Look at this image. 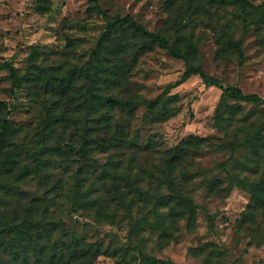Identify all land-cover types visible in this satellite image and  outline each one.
Here are the masks:
<instances>
[{"label": "rangeland", "instance_id": "rangeland-1", "mask_svg": "<svg viewBox=\"0 0 264 264\" xmlns=\"http://www.w3.org/2000/svg\"><path fill=\"white\" fill-rule=\"evenodd\" d=\"M106 17H131L170 43L184 40L209 77L264 99V0H0V127L8 111L12 124L0 155V264H34L61 246L64 229L103 243L97 264H143L125 212L104 204L88 211L82 193L94 182L96 164L121 163L126 174L135 167L132 180L153 173L139 178V188L155 203L166 158L158 147L173 149L188 137L207 140L192 161L197 176L188 188L197 214L189 223L188 215H148L152 205L135 210L134 220H150L143 252L175 264H264V104L223 97L197 75L177 85L186 62L121 26L109 35L114 55L96 82L93 53L107 32ZM9 63L22 79L14 94ZM100 96L134 108L97 114ZM170 97L166 115L148 110V102L161 107ZM116 137L127 145L112 146ZM147 141L140 153L129 145ZM213 184L228 194L215 196ZM50 222L59 226L48 231Z\"/></svg>", "mask_w": 264, "mask_h": 264}, {"label": "trees", "instance_id": "trees-1", "mask_svg": "<svg viewBox=\"0 0 264 264\" xmlns=\"http://www.w3.org/2000/svg\"><path fill=\"white\" fill-rule=\"evenodd\" d=\"M95 8L96 12L107 16V13L103 11L99 5L95 4ZM107 21V32L103 35L93 53L96 60V82L101 81L104 74L108 72L110 62L107 57L114 55L106 45L109 35L121 26L124 30H131L135 34L149 40L150 43L170 50L173 55L186 62V71L184 72L181 80L178 81L177 85L181 84L183 80L189 78L191 75H197L207 87H216L222 90L223 97H229L234 100L255 105L264 104V99L259 95H247L239 88L225 85L222 81L209 77L202 68L195 66L191 58V55L193 54V47L192 45L187 44L184 40H176L174 43H170L164 36L158 33L149 32L142 24L135 21L131 17L116 18L115 20L107 18ZM235 48L241 53L242 47L240 43H236ZM7 68L13 85L12 94H14L15 90L20 87L22 79L20 77L19 70L12 64L9 63ZM170 88H172V86H168L166 90H169ZM171 100L172 97L165 100L161 107L159 101H151L147 103V108L152 114L156 111L160 112L162 110L164 112L163 115H166L169 110L168 105L171 104ZM94 107L97 114L100 112V109L112 108L125 110L128 108L130 110L131 108L127 103L109 96L97 97ZM133 108L134 107L132 106L131 109ZM10 115L11 111H8L0 127V155L9 145L10 137L12 135V124L9 120ZM234 116H236V113H234ZM101 120H106V123H108L110 118L102 116ZM216 123L222 130H225V128L221 125L219 113L216 115ZM87 142L88 138L86 137L85 144L82 149V157L85 159H87L88 150L90 149ZM110 142L115 148H123L127 145V142L122 137L113 138ZM205 142H207L206 139L188 137L182 145L173 149L161 151L160 146L158 147L159 150H157V153H160L166 158L164 159V164H161L158 170L160 182L157 186V190H159L161 197L155 203L148 200L149 192L145 187L143 189L139 188L140 182H142L139 178L146 177L151 179L153 178V173H148L143 176L144 174L138 172L136 175L138 178L136 180H132V178H134L132 174L135 167H130L126 174L124 169L121 168V163H115L111 169H107L105 167L104 169L99 164H96L93 171V175L95 177L94 182L86 194L82 193V199L87 200L84 203L83 208H87L88 211L95 208L97 212H99L104 204L107 209L112 206L116 212H125L131 225L129 239L130 241L133 238L137 240V247H135V250H137L141 262L143 264H175L170 260H161L150 257L143 252V248H145L147 244L146 239L143 237V233L147 231L150 220L148 217H142V219L134 220L132 215L135 210L138 213L152 205V208L148 211V215H172L175 219L183 218L185 215H188V221L189 223H192L194 216L197 214L195 200L188 195V188L197 176L192 171V161L195 156H198L199 148H201ZM249 143H251V141H249ZM148 144L149 141L145 144L142 143V145H139L138 142L129 143L130 146L135 148L136 153L147 150L149 147ZM136 158L137 157L135 156L133 157L134 162ZM136 181L137 183L135 185V189H133V183L135 184ZM82 185L83 184L81 183L78 186L80 191H82ZM213 185L212 191L215 196L221 197L228 194L226 187L218 184ZM107 218L115 220L117 215L110 214ZM121 221H124V219ZM58 226L59 223L50 222L47 230H54ZM20 228H23V225H20ZM60 240V247L49 248L48 254L45 257H37L34 264H97L98 257L103 253V243H89L82 237L70 234L65 229ZM27 262L25 264H28Z\"/></svg>", "mask_w": 264, "mask_h": 264}]
</instances>
